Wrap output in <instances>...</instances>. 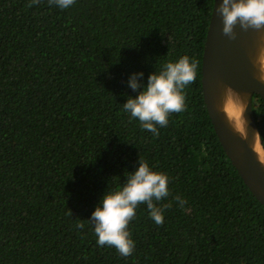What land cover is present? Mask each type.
Returning a JSON list of instances; mask_svg holds the SVG:
<instances>
[{
	"label": "trees",
	"instance_id": "1",
	"mask_svg": "<svg viewBox=\"0 0 264 264\" xmlns=\"http://www.w3.org/2000/svg\"><path fill=\"white\" fill-rule=\"evenodd\" d=\"M214 0H0V264H264V207L224 152L201 88ZM31 4V7L28 5ZM197 62L159 135L124 111L168 62ZM252 108L264 145V100ZM139 159L168 177L157 225L146 204L134 250L99 246L88 221ZM177 196L186 203L180 207ZM167 205V207H165ZM83 224L81 229L77 225Z\"/></svg>",
	"mask_w": 264,
	"mask_h": 264
},
{
	"label": "clouds",
	"instance_id": "2",
	"mask_svg": "<svg viewBox=\"0 0 264 264\" xmlns=\"http://www.w3.org/2000/svg\"><path fill=\"white\" fill-rule=\"evenodd\" d=\"M50 3L66 9L74 0H50ZM216 11L222 18V34L229 39H236L234 29L237 24L243 30L264 29V0H221ZM254 64L258 65L259 81L264 83V44L260 46ZM196 68V61L190 63L189 58L183 56L177 62L166 63L159 73L150 74L146 85L140 83L143 72L132 74L128 80L129 87L133 91L143 90L135 98H127L123 104L124 111L138 119L143 130L159 135L157 125L166 127L170 113L184 111L185 98L181 90L195 81ZM126 177L121 189L105 193L88 219L94 226L98 245L114 247L123 257L130 256L134 250L127 228L136 215V207L146 204L150 218L157 225H162V209L154 201L169 195L168 177L151 170L141 159L136 170ZM175 199L180 207L186 203L179 196ZM77 227L82 229L84 225Z\"/></svg>",
	"mask_w": 264,
	"mask_h": 264
},
{
	"label": "water",
	"instance_id": "3",
	"mask_svg": "<svg viewBox=\"0 0 264 264\" xmlns=\"http://www.w3.org/2000/svg\"><path fill=\"white\" fill-rule=\"evenodd\" d=\"M214 0L203 45L201 88L219 142L252 194L264 207V145L252 108V96L264 100V83L254 64L264 44V29L243 30L236 39L222 34V18Z\"/></svg>",
	"mask_w": 264,
	"mask_h": 264
}]
</instances>
